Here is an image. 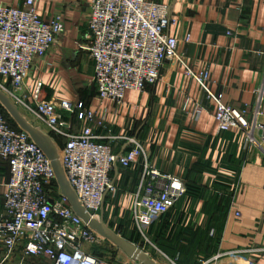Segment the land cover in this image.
<instances>
[{
	"label": "crops",
	"instance_id": "crops-1",
	"mask_svg": "<svg viewBox=\"0 0 264 264\" xmlns=\"http://www.w3.org/2000/svg\"><path fill=\"white\" fill-rule=\"evenodd\" d=\"M0 1L13 5L22 2ZM91 1L38 0L41 17L48 18L57 11L64 16V32L46 56L34 62L27 80L32 87L41 83V100H65L73 105L82 102L77 101L71 88L81 72L78 66L84 63L85 51L89 54L91 35L87 19ZM154 1L166 4L176 19L169 27V34L179 42L176 57L165 62L154 85L142 92L127 91L121 108L98 100L96 91L87 99L90 106L82 103L102 113L105 122L112 125L114 135L138 137L152 166L185 180V195L148 230L149 244L166 257L165 250L172 252L170 256H175L170 258L181 264H264V251L236 260L213 259L216 254L231 250L264 248V148L248 145L242 130L218 132L213 101L207 99L205 90L194 78L185 74L186 69L207 70V87L212 94L221 93L224 103L244 111L251 120L264 122V0ZM148 101L152 104L149 121L133 133L142 114L141 106ZM199 108V115L194 116ZM25 112L24 118L31 125L60 142ZM81 124L76 111L74 132ZM15 128L20 129L17 125ZM95 133L105 134L98 128ZM114 147L118 152L125 149L120 142ZM141 171L142 164L134 168L117 165L111 173L117 189L105 198L99 212V219L108 227L112 217L121 220L120 224L125 218L132 222L131 204ZM8 178V165L0 160V211ZM120 236L149 254L137 240ZM102 244L103 250H91L105 257L112 253H105L106 245H110L115 259L127 258L109 241L98 243ZM29 263L51 264L46 257H25L22 246L8 256L0 245V264Z\"/></svg>",
	"mask_w": 264,
	"mask_h": 264
},
{
	"label": "built area",
	"instance_id": "built-area-1",
	"mask_svg": "<svg viewBox=\"0 0 264 264\" xmlns=\"http://www.w3.org/2000/svg\"><path fill=\"white\" fill-rule=\"evenodd\" d=\"M37 2L22 0L21 5H13L0 1V91L18 110L30 113L60 139L59 144L51 138L64 176L92 218L99 219L105 198L117 189L111 177L114 168L142 164L131 214L136 231L148 242L150 227L185 195V180L152 166L142 141L133 134L114 135L102 113L80 101L73 105L39 98L41 83L32 87L27 80L34 62L43 59L64 32V16L57 11L41 17ZM175 23L170 8L154 0H92L87 25L97 99L124 106L127 91L142 92L154 85L165 62L177 55L179 42L169 34ZM189 39L187 35L185 41ZM185 74L213 101L218 132L242 130L248 145L264 148L263 121L251 120L244 111L224 103L221 93L212 94L207 70L186 69ZM200 110L193 115L198 116ZM76 111L82 124L74 132ZM95 128L105 134L96 135ZM117 142L125 149L115 150ZM0 160L9 168L0 211V245L8 256L22 246L25 257H46L51 264H135L129 258L112 260L91 250L90 246L105 239L76 215L40 146L26 132L11 126L1 112ZM260 251L264 248L231 250L213 259L236 260Z\"/></svg>",
	"mask_w": 264,
	"mask_h": 264
},
{
	"label": "water",
	"instance_id": "water-1",
	"mask_svg": "<svg viewBox=\"0 0 264 264\" xmlns=\"http://www.w3.org/2000/svg\"><path fill=\"white\" fill-rule=\"evenodd\" d=\"M0 100L9 112L14 123L24 132H26L33 141H35L40 148L44 151L46 156L50 159L53 167L55 177L59 188L67 198L68 202L72 206V209L82 220L102 238L112 243L116 248L120 249L125 255L138 264H159L153 258L150 257L145 251L137 247L135 244L129 242L124 237L110 229L102 219L92 218L85 210L80 206L75 195L70 189L67 180L64 176L63 170L58 160L56 147L53 144L50 137L43 134L39 129L31 125L27 119H25L18 108L11 103L9 98L0 91Z\"/></svg>",
	"mask_w": 264,
	"mask_h": 264
},
{
	"label": "rangeland",
	"instance_id": "rangeland-1",
	"mask_svg": "<svg viewBox=\"0 0 264 264\" xmlns=\"http://www.w3.org/2000/svg\"><path fill=\"white\" fill-rule=\"evenodd\" d=\"M85 52H86V55H84V63L80 62L79 66H78L79 71H81V72L79 75H77L78 78L75 80V82H73V84H72L73 86H72L71 90H72L73 94L76 95L75 97L78 99L77 101H79L81 99L82 102H86L87 106H90V104H88V102H87V99L89 98V96L94 94L95 86H94V84L92 82V78H91L92 61L89 58V54H87L88 51H85ZM76 65L77 64H75V66ZM134 100L138 101V98H134ZM112 104H114V108L116 107V109L121 108V106L117 105L116 103H112ZM150 105H152V104H149V101H148L147 103L145 102L143 107L141 106L142 114L138 117V120H136V122H135L136 124L134 125L133 133L142 124H145L149 121L148 116H149V113L151 111V109H149ZM141 108L139 109L137 116L140 114ZM0 110L5 115L7 121L11 125L15 126L13 119L11 118L9 112L7 111V109L5 108V106L3 105L1 100H0ZM19 111L22 114V116L26 118V116H27L26 112L22 109ZM42 129H45V128L42 127ZM120 223H122L121 220L116 219V218L114 219L112 217V220L108 223V225H109V227H111L112 230L114 229L115 231H117V233L119 232L120 235L122 234V235L128 236L131 239L137 240L139 242L140 247L147 250L149 252L150 257L156 259V261H158V263H160V264H178V263H180V262H177L176 259H175L176 262L174 263V258L171 259L172 257L175 256V255L170 256V253H172V252L162 250V251H164V253L166 255H168V257H169L168 258V257L164 256L163 254H161L157 249H155V247L152 244H149L145 239H143L140 236V234L136 231L134 225L132 224V222L129 218L128 219L125 218L123 224H120ZM147 235H148V231H147ZM103 246H104L103 244L102 245L96 244V245L90 246V248L92 247V249H98L99 250V249H102ZM106 246L107 247L105 248V250H106L105 253H109V252H111V250H112V253L106 254L104 256L109 257L112 260H115L116 255H115V251L113 250V247L110 245H106ZM178 251H180V250H178ZM31 264H34V263H31ZM130 264H134V263H132L130 261ZM135 264H138V263L135 262Z\"/></svg>",
	"mask_w": 264,
	"mask_h": 264
},
{
	"label": "trees",
	"instance_id": "trees-1",
	"mask_svg": "<svg viewBox=\"0 0 264 264\" xmlns=\"http://www.w3.org/2000/svg\"><path fill=\"white\" fill-rule=\"evenodd\" d=\"M0 112L3 114V112L0 110ZM4 115V114H3ZM10 124V123H9ZM11 125V124H10ZM14 125H15V123H14ZM11 126H13V125H11ZM13 127H16V125L15 126H13ZM166 215V214H165ZM164 216V215H163ZM162 216V217H163ZM154 242V241H153ZM177 262H180L178 259H177ZM178 264H180V263H178Z\"/></svg>",
	"mask_w": 264,
	"mask_h": 264
}]
</instances>
